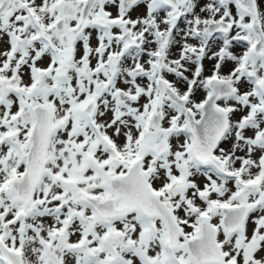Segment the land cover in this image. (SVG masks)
<instances>
[{"label":"snow or ice","instance_id":"snow-or-ice-1","mask_svg":"<svg viewBox=\"0 0 264 264\" xmlns=\"http://www.w3.org/2000/svg\"><path fill=\"white\" fill-rule=\"evenodd\" d=\"M0 264H264V0H0Z\"/></svg>","mask_w":264,"mask_h":264}]
</instances>
